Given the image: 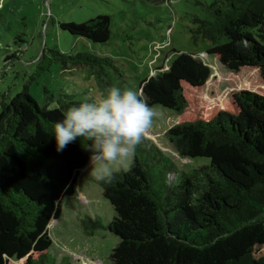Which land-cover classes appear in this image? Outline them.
<instances>
[{"label": "trees", "instance_id": "1", "mask_svg": "<svg viewBox=\"0 0 264 264\" xmlns=\"http://www.w3.org/2000/svg\"><path fill=\"white\" fill-rule=\"evenodd\" d=\"M193 22L196 36L212 43L207 54L247 87L206 100L210 70L180 52L140 82L151 107L177 115L166 137L179 156L207 163L178 171L143 137L126 170L97 182L115 212L107 226L118 238L112 264H264V0H213ZM59 28L97 44L111 37L106 14ZM55 63L101 68L110 61L52 50L36 59L31 80ZM62 97L58 108H40L25 86L0 100V264H70L49 254L47 226L59 218L60 200L74 194L91 153L79 138L55 151L52 127L80 104Z\"/></svg>", "mask_w": 264, "mask_h": 264}, {"label": "rangeland", "instance_id": "2", "mask_svg": "<svg viewBox=\"0 0 264 264\" xmlns=\"http://www.w3.org/2000/svg\"><path fill=\"white\" fill-rule=\"evenodd\" d=\"M211 1L168 0L155 6L141 0H0V100L12 98L25 86L38 106L47 109L58 108L64 95L78 103L98 100L112 87L133 89L144 100L140 82L166 70L176 52L195 54L210 70L206 100L241 91L247 86L208 55L212 43L194 33L193 17L203 18L204 6ZM101 14L110 18L111 37L105 44L59 28L61 22L85 23ZM52 50L64 55L86 53L110 63L101 68H64L55 63L37 82L31 80L36 59ZM8 56L16 58L6 61ZM153 108L157 115L143 135L146 142L167 155L178 171L206 164L204 158L179 156L166 137L177 115L161 106ZM88 169L89 165L79 171L74 194L60 200L61 214L47 226L52 241L48 252L57 262L66 257L70 264H112L118 238L107 226L115 212ZM95 221L98 227L91 223Z\"/></svg>", "mask_w": 264, "mask_h": 264}, {"label": "clouds", "instance_id": "3", "mask_svg": "<svg viewBox=\"0 0 264 264\" xmlns=\"http://www.w3.org/2000/svg\"><path fill=\"white\" fill-rule=\"evenodd\" d=\"M156 115L135 90L112 87L98 100L67 109L50 136L57 152H63L78 138L89 142L88 174L96 182L109 183L116 173L129 167Z\"/></svg>", "mask_w": 264, "mask_h": 264}, {"label": "water", "instance_id": "4", "mask_svg": "<svg viewBox=\"0 0 264 264\" xmlns=\"http://www.w3.org/2000/svg\"><path fill=\"white\" fill-rule=\"evenodd\" d=\"M55 220V219H54Z\"/></svg>", "mask_w": 264, "mask_h": 264}]
</instances>
